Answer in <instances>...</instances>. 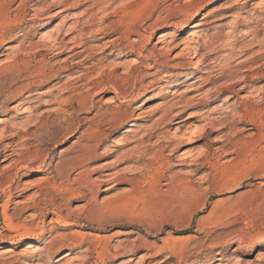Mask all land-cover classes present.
Masks as SVG:
<instances>
[{
	"label": "rangeland",
	"instance_id": "obj_1",
	"mask_svg": "<svg viewBox=\"0 0 264 264\" xmlns=\"http://www.w3.org/2000/svg\"><path fill=\"white\" fill-rule=\"evenodd\" d=\"M212 1L0 0V264H264V0Z\"/></svg>",
	"mask_w": 264,
	"mask_h": 264
},
{
	"label": "bare ground",
	"instance_id": "obj_2",
	"mask_svg": "<svg viewBox=\"0 0 264 264\" xmlns=\"http://www.w3.org/2000/svg\"><path fill=\"white\" fill-rule=\"evenodd\" d=\"M218 1H221V0H213L212 1V3H216V2H218ZM247 1H244L243 3H246ZM253 3V2H252ZM264 6V5H263ZM256 7V6H255ZM262 7V6H261ZM229 10H232L233 9V7L230 5L229 7H227ZM253 8V7H252ZM264 8V7H263ZM236 9V8H235ZM15 10V9H14ZM263 11V10H262ZM7 15H8V13H7ZM228 16V15H227ZM238 16V15H237ZM197 17V14H194V13H192L191 15H190V19L189 20H192L193 18H196ZM238 18V17H237ZM252 21V20H251ZM239 22V21H238ZM248 23V22H247ZM257 23H259V22H257ZM235 24H237V23H235ZM240 25V24H239ZM257 30V29H256ZM233 31V30H232ZM262 31V30H261ZM235 32V31H234ZM256 32V31H255ZM257 32H259V31H257ZM263 32V31H262ZM264 33V32H263ZM120 34V33H119ZM253 34V33H252ZM257 34V33H256ZM245 35V34H244ZM228 36V35H227ZM254 36V35H253ZM120 37H122V36H120ZM245 37V36H244ZM264 37V36H263ZM251 38V37H250ZM258 38V37H257ZM262 38V37H261ZM260 38V40H257V42H258V45H259V47H262L261 49H259V50H254V46H252V44L250 43V42H246L245 40H243V41H245V43H243V49H241L242 51H241V54H243V55H248V57H246L245 59H243L240 63L238 62V64H239V66L241 67V68H243L241 71L242 72H244L243 73V75L241 74V77H240V79H239V81L241 82V83H243V85H242V87H241V89H245L246 87H248V86H251L252 87V84L251 83H254V82H256L259 78H264V38L263 39H261ZM117 39H119V37L118 38H116L115 37V39L111 42V44L112 45H114L115 46V42H116V40ZM149 39V38H148ZM150 40V39H149ZM234 40V39H233ZM237 40V39H236ZM248 40V39H247ZM251 40V39H250ZM111 41V40H110ZM242 41V42H243ZM254 41H256V40H254ZM131 45V44H130ZM239 45V44H238ZM241 45V44H240ZM119 49H124L125 48V46L123 45V43H119V44H117L116 45ZM133 46V45H132ZM200 46V45H199ZM231 46V45H230ZM134 48V47H133ZM204 48V47H203ZM221 48V47H220ZM72 49V48H71ZM223 49V48H222ZM145 50V49H144ZM240 50V49H239ZM254 50V51H253ZM196 51V50H195ZM131 51H129V53H130ZM141 52H142V50H141ZM251 52V53H250ZM139 55H140V57H142V53H138ZM232 54H235L234 52L232 53ZM237 55V54H236ZM143 56H145V55H143ZM231 56H233V55H231ZM235 56V55H234ZM140 57H138V58H140ZM228 57H230L229 55H228ZM227 57V58H228ZM237 57V56H236ZM235 57V58H236ZM242 57V56H241ZM225 58V57H224ZM101 59V58H100ZM142 59V58H141ZM236 60V59H235ZM96 65V64H95ZM217 67V66H216ZM239 67V68H240ZM235 68V67H234ZM219 69V68H218ZM215 70H217L216 68H215ZM231 70V67H230V69H229V71ZM240 71V72H241ZM203 73H205V72H203ZM237 74H238V70H231V73H230V75H227L228 76V78L230 79V78H233V77H235V78H237L238 76H237ZM254 74V75H253ZM255 74H259L258 76H256ZM224 74H220V76L221 77H224L223 76ZM237 76V77H236ZM208 77H210V76H208ZM211 77H212V74H211ZM226 78V77H225ZM201 80V79H200ZM217 80V79H216ZM225 80V79H224ZM226 80H227V78H226ZM231 80V79H230ZM264 80V79H263ZM203 82H206V80L204 81L203 80ZM209 84H210V82H211V80H209V81H207ZM206 82V83H207ZM215 82V81H214ZM213 82H211V84H212ZM237 83V82H236ZM230 84H232L231 82H230ZM230 84H228V85H226V86H235V85H230ZM203 85V84H202ZM224 86H225V84H224ZM223 87V86H222ZM221 89V88H220ZM257 89V88H256ZM228 90H229V88L228 87H224V88H222L221 90H220V92H224V91H227L228 92ZM250 90H251V88H250ZM249 90V91H250ZM253 90V89H252ZM257 91V90H256ZM231 93H233V94H235L236 93V91H232V89H231V91H230ZM219 93V92H218ZM240 93V92H239ZM250 93H251V91H250ZM259 93V92H258ZM116 94H117V92H116ZM211 95L212 94H215V93H210ZM249 94V93H248ZM210 96V95H209ZM220 96V94L218 95V97ZM263 97V96H262ZM255 98V97H254ZM253 98V99H254ZM210 100H211V98H210ZM260 100V99H259ZM256 101V100H255ZM260 101H262L263 103H264V97H263V99L262 100H260ZM257 102H259V101H257ZM204 103V102H203ZM256 103V102H255ZM93 104V103H92ZM91 104V105H92ZM248 104V103H247ZM253 104V103H252ZM93 106V105H92ZM248 107V106H247ZM257 107V106H256ZM251 108V107H250ZM244 109V108H243ZM247 109V108H246ZM253 109H254V107H253ZM258 109V108H257ZM245 110V109H244ZM259 110L261 111V110H264V109H260L259 108ZM90 111V110H89ZM250 111V110H249ZM248 111V112H249ZM254 111H255V109H254ZM243 112V111H242ZM251 113V112H250ZM255 113V112H254ZM253 113V114H254ZM257 113V112H256ZM202 114V113H201ZM246 114V113H245ZM260 114V113H259ZM226 115V117H227V114H225ZM198 116V114L197 115H195V116H192V118H195V117H197ZM202 116V115H201ZM247 116V115H246ZM262 116H264V111H262V113L259 115V118H258V120L260 121V117H262ZM222 117H223V115H222ZM221 117V118H222ZM225 117V118H226ZM253 117V116H252ZM82 118H85V117H82ZM88 118V117H87ZM207 118V117H206ZM203 119H205V118H203ZM216 119V118H215ZM217 119H219V118H217ZM244 119V118H243ZM226 120V119H225ZM240 120V119H239ZM242 120V119H241ZM247 120V119H246ZM221 121V120H220ZM257 121V119H252L251 120V123H253V122H256ZM263 121V120H262ZM212 122V121H211ZM244 122V121H243ZM107 123V122H106ZM239 123V122H238ZM247 123V122H246ZM250 123V122H249ZM257 123V122H256ZM104 124V123H103ZM233 124V123H232ZM248 124V123H247ZM209 125V124H208ZM221 125V124H220ZM235 125V124H234ZM260 125V124H259ZM261 125H264V124H261ZM103 126V125H102ZM198 126L199 125H195V127L194 128H192L190 131H189V133L190 134H195L196 133V129L198 128ZM230 126V125H229ZM229 126H227L226 124H224L223 126H220V130H226V129H228V127ZM259 127H262V126H259ZM213 128V127H212ZM257 128V127H256ZM260 129V128H259ZM127 130H129V129H127ZM208 129L206 128V127H202V128H200V132L199 133H197V139H195V140H193V141H202V140H207V137H206V135H211L212 133H213V130H211V129H209V131H207ZM264 130H262V132H260V137H258L257 135V137L258 138H260L261 139V141H264V132H263ZM228 132V131H227ZM185 137H186V139H188V137H187V135L186 134H183ZM190 139V138H189ZM95 139H93L92 141H94ZM143 140V138H141V141ZM230 140V139H229ZM228 140V141H229ZM232 140V139H231ZM98 142H99V140H98ZM230 142V141H229ZM234 143V142H233ZM236 143V142H235ZM234 143V144H235ZM248 143V142H247ZM261 143V142H260ZM230 144H232V143H229V145ZM8 145H10V144H8ZM225 145V144H224ZM244 145H247L246 143H244ZM264 145V144H263ZM7 146V145H6ZM235 146V145H234ZM250 146V145H249ZM14 147V146H13ZM231 147V146H230ZM12 148V147H11ZM222 148V147H221ZM232 148H234V147H232ZM14 149H15V147H14ZM14 149H11V150H9V148L8 149H6L5 151H4V153L2 154H0V158L1 157H4L5 159H7V158H11L12 156H14V155H17V151H16V149L14 150ZM165 149V148H164ZM240 149H242L241 147H240ZM246 149V148H245ZM247 149H248V147H247ZM249 149H251V148H249ZM26 150V149H25ZM27 150H28V148H27ZM222 150V149H221ZM225 149H223L222 151H224ZM227 150V149H226ZM237 150H239L238 148H237ZM231 151H233V150H231ZM236 151V150H235ZM246 151V150H245ZM260 151V150H259ZM234 152V151H233ZM236 152H238V151H236ZM236 152H234V153H236ZM261 152H262V150H261ZM243 153V152H242ZM185 155L186 156H188V155H190V152H188V151H186L185 152ZM203 155V154H202ZM205 156V155H204ZM203 156H201V157H199L198 158V160H200L201 158H202ZM207 157V156H206ZM252 157H254V156H252ZM261 158H259V159H261V165H263L264 166V152H263V154L260 156ZM28 158V157H27ZM29 158H30V156H29ZM206 159V158H205ZM197 160V159H196ZM198 160L196 161L197 163H196V165L200 168V169H203V168H205V167H208V165H209V162H198ZM254 160V159H253ZM207 161V160H206ZM211 162V161H210ZM244 162V161H243ZM254 162H256V161H254ZM260 162H258V163H260ZM38 163H40V162H38ZM42 163V162H41ZM43 164V163H42ZM244 164V163H243ZM255 165L257 166V163H255ZM210 166H211V164H210ZM241 166V165H240ZM25 167H27V166H25ZM236 167V166H235ZM244 167V166H243ZM259 167V166H258ZM250 169V168H249ZM258 169H260V168H258ZM212 170H214V168H212ZM225 170H227L226 168H225ZM253 170V169H252ZM214 171H217V170H214ZM229 171H231V169L229 170ZM228 171V172H229ZM248 171H250V170H248ZM232 172H234V171H231L230 173H232ZM236 172V171H235ZM234 172V173H235ZM259 172V171H258ZM227 173V172H226ZM238 173V172H237ZM244 173V172H243ZM261 173V172H260ZM220 174V173H219ZM218 174V175H219ZM229 174V173H228ZM245 174V173H244ZM224 175H226V174H224ZM231 175H234L235 176V174H229V176H231ZM221 176V175H220ZM228 176V175H227ZM223 178H225V176H222ZM233 177V176H232ZM245 177V176H244ZM239 178V177H238ZM242 178V177H241ZM220 179V178H219ZM218 179V180H219ZM243 179V178H242ZM217 180V174H210V175H208V178H207V182H210V183H214L215 181ZM236 180V179H235ZM239 180V179H238ZM229 181V180H228ZM234 181V180H233ZM235 182H237V181H235ZM235 182H233V184L235 183ZM244 182V181H243ZM221 183V182H220ZM220 183H218V184H220ZM228 183V182H227ZM217 184V185H218ZM223 184V183H222ZM229 184V183H228ZM239 184V183H238ZM176 185V184H175ZM174 185V186H175ZM232 185V184H231ZM224 187V185H220L219 187ZM214 187V186H213ZM217 187V186H216ZM218 187V188H219ZM226 187V186H225ZM174 189H176L177 190V193H178V197H180V198H185V197H190V198H193L194 196H195V194H194V189L193 188H191L187 183H184V182H179L177 185H176V188H174ZM216 190H217V188H216ZM176 193V192H175ZM61 226H65V224L64 223H62V224H60ZM69 236H72L73 237V239L71 240V241H69V244H67L66 245V247H67V249L64 251V254H67V255H65V256H70L71 255V253H72V251H71V247H70V245L72 246V245H79V246H82V240L85 238V236H84V234L82 235V233H70V235ZM63 238H68V236H63ZM76 241H78L79 242V244H77L78 242H76ZM28 246L29 247H33V246H35V244L33 243V242H31V243H29L28 244ZM5 247L3 246V245H1L0 244V250H3ZM101 250H104V251H106L107 253H109L110 254V251L107 249V247H104V248H101ZM103 251V252H104ZM98 253H100V252H98ZM73 261H71L69 264H73L72 263Z\"/></svg>",
	"mask_w": 264,
	"mask_h": 264
}]
</instances>
